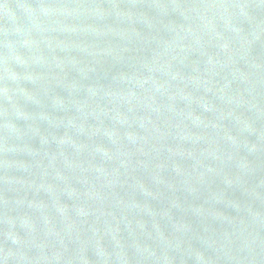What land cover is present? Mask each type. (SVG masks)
<instances>
[{
    "label": "water",
    "instance_id": "95a60500",
    "mask_svg": "<svg viewBox=\"0 0 264 264\" xmlns=\"http://www.w3.org/2000/svg\"><path fill=\"white\" fill-rule=\"evenodd\" d=\"M0 264H264V0H0Z\"/></svg>",
    "mask_w": 264,
    "mask_h": 264
}]
</instances>
